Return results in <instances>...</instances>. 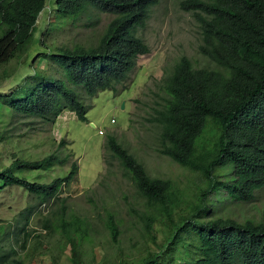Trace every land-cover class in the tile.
Returning <instances> with one entry per match:
<instances>
[{"label": "trees", "instance_id": "16d2710c", "mask_svg": "<svg viewBox=\"0 0 264 264\" xmlns=\"http://www.w3.org/2000/svg\"><path fill=\"white\" fill-rule=\"evenodd\" d=\"M46 1L0 0V79H13L0 87V144L8 139L5 129L14 115L54 125L69 110L86 123L88 107L65 82L83 88L87 97L106 90L115 92L137 68L138 58L150 53L136 30L145 27L150 9L160 0H55L61 25L76 22L90 11L112 19L93 45L31 54ZM179 6L195 19L201 41L198 52L212 67L194 68L182 56L151 91L155 101L146 121L159 128V154L198 174L202 183L189 198L181 199L170 180L151 178L109 136L108 148L149 210L138 217L143 235L155 243V222L158 218L168 222L167 236L157 252L149 250L131 262L116 255L114 263L264 264V221L238 222L213 214L217 203L225 199L249 203L264 188V0H182ZM36 56L55 74L35 68L33 75L21 77L16 69L8 68L23 57L27 67ZM64 145V141L59 144ZM67 162L68 156L59 158L57 154L32 162L15 159L0 172V189L21 187L40 205L62 201L58 195L77 175L76 163L65 177L49 183H31L14 172L47 171ZM182 203L187 205L186 213ZM175 210L177 221L173 219ZM34 214L30 208L27 221ZM58 220L55 227L43 222L42 231L50 234L59 229L70 246L72 263L82 264L78 247L94 242L90 227L84 221L67 224L61 215ZM104 224L110 243L118 244L114 217L107 214ZM17 255L12 245L8 251L0 247V264H23L14 259Z\"/></svg>", "mask_w": 264, "mask_h": 264}, {"label": "rangeland", "instance_id": "374dc122", "mask_svg": "<svg viewBox=\"0 0 264 264\" xmlns=\"http://www.w3.org/2000/svg\"><path fill=\"white\" fill-rule=\"evenodd\" d=\"M181 1L160 0L150 9L145 27L136 30V36L145 42L150 53L138 58L137 68L126 82L116 87L117 91L106 90L94 97H87L83 88L65 82L88 107L86 123L80 122L69 110H65L54 125L22 115L10 118V124L5 129L8 139L0 144V172L15 159L32 162L57 154L59 158L68 156L66 165L53 166L47 171H15L14 175L31 183H49L65 177L72 163L77 164L78 173L70 184L61 189L58 197L62 201L44 205H40L21 187L0 189L2 251H8L12 245L18 252L14 259H21L23 264H73L70 246L59 229L50 234L42 231L43 222L48 221L55 227L60 215L67 224L84 221L91 228L89 233L94 242H85L78 247L82 264H115L116 255L131 262L149 250H159L167 236L168 222L161 218L155 222V243L143 235L138 217L149 210L124 175L125 170L106 142L109 136L115 137L151 178L170 180L181 193V199L189 198L196 186L201 185L198 174L179 167L168 157L159 154V128L146 121L153 112L155 101L151 91L155 90L165 70L171 69L182 56L187 57L194 68L212 67L198 52L201 44L199 29L192 14L180 9ZM58 19L55 0H47L38 17L31 54L45 49L93 45L112 16L90 11L76 22L65 25H61ZM40 40L44 43L41 44ZM36 58L38 56L27 67L26 58L23 57L10 63L8 68L16 69L17 76L21 77L33 75L35 68L55 74L42 58ZM11 81L12 78L5 81L0 79V87ZM2 131L0 127V133ZM100 131L103 133L100 134ZM62 141L66 145L60 147ZM186 206L185 203L181 205L185 213ZM30 208L34 209L35 214L27 221ZM107 214L114 217L118 226V244L109 241L104 224ZM213 214L238 222L264 221V188L257 191L254 200L249 203L229 199L217 203ZM173 219L178 220V210L174 211ZM26 234H29L26 247L21 250ZM36 235L40 236L36 238Z\"/></svg>", "mask_w": 264, "mask_h": 264}, {"label": "clouds", "instance_id": "9594fccd", "mask_svg": "<svg viewBox=\"0 0 264 264\" xmlns=\"http://www.w3.org/2000/svg\"><path fill=\"white\" fill-rule=\"evenodd\" d=\"M112 121H113V120H112ZM112 121H111V123H112ZM100 132H101V134L103 133L102 131H100ZM100 132H99V133H100Z\"/></svg>", "mask_w": 264, "mask_h": 264}, {"label": "water", "instance_id": "95a60500", "mask_svg": "<svg viewBox=\"0 0 264 264\" xmlns=\"http://www.w3.org/2000/svg\"><path fill=\"white\" fill-rule=\"evenodd\" d=\"M142 71L144 72L145 71V68H143Z\"/></svg>", "mask_w": 264, "mask_h": 264}, {"label": "built area", "instance_id": "2783aa9c", "mask_svg": "<svg viewBox=\"0 0 264 264\" xmlns=\"http://www.w3.org/2000/svg\"><path fill=\"white\" fill-rule=\"evenodd\" d=\"M112 123H113V121H112ZM100 134H101V132H100Z\"/></svg>", "mask_w": 264, "mask_h": 264}]
</instances>
